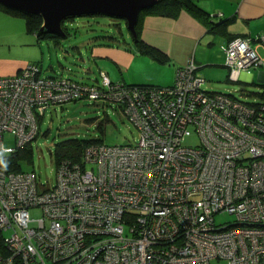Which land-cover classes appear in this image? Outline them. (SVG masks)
Returning a JSON list of instances; mask_svg holds the SVG:
<instances>
[{
  "label": "built area",
  "instance_id": "obj_1",
  "mask_svg": "<svg viewBox=\"0 0 264 264\" xmlns=\"http://www.w3.org/2000/svg\"><path fill=\"white\" fill-rule=\"evenodd\" d=\"M252 41L221 46L231 82L264 66ZM197 68L189 57L165 88L103 70L90 86L46 80L32 64L0 76V155L31 144L45 111L68 102L115 106L138 132L55 165L53 185L0 169V264H264V102L206 92ZM220 213L235 219L217 225Z\"/></svg>",
  "mask_w": 264,
  "mask_h": 264
},
{
  "label": "crops",
  "instance_id": "obj_2",
  "mask_svg": "<svg viewBox=\"0 0 264 264\" xmlns=\"http://www.w3.org/2000/svg\"><path fill=\"white\" fill-rule=\"evenodd\" d=\"M192 1L208 16L213 15L209 20L210 23L222 24L225 33L208 30L204 24L185 11H180L176 18L143 13L138 20L140 38L159 51L163 55L162 59L138 53L135 47L127 42L124 46L108 44V42H88L85 46L86 54L89 56L88 61L96 66V71L98 69L105 71L114 82L168 87L174 83L176 69L189 57L194 59L198 72L208 71L209 68L226 69L224 59L219 60L220 56L214 48L218 44L221 50V46L233 38H253L251 45L264 60V55L258 53L259 48L264 51V44L256 39L264 36V0ZM0 18L5 23L4 26H8L10 23L5 20H12L13 17L0 11ZM16 35L21 36L19 43L12 38ZM33 37L26 34L23 27L19 32L0 41V76L14 75L34 62L30 58L34 46ZM67 40L59 43L60 46L49 45L54 49L64 48V42ZM49 45L47 43V48L50 47ZM70 48L81 57L78 46L70 45ZM57 65L59 69H63L60 62ZM226 71L228 72L227 69ZM263 78L264 73L259 72L258 79L263 80ZM239 79L248 81L250 77L242 73ZM97 80L98 77L93 83H97Z\"/></svg>",
  "mask_w": 264,
  "mask_h": 264
},
{
  "label": "rangeland",
  "instance_id": "obj_3",
  "mask_svg": "<svg viewBox=\"0 0 264 264\" xmlns=\"http://www.w3.org/2000/svg\"><path fill=\"white\" fill-rule=\"evenodd\" d=\"M2 21L0 18V41L24 27V21L21 18L15 20L13 17L12 20H5L10 23L8 26H4L5 23ZM64 23L72 36L64 42V48L54 49L51 45L47 48L46 42L41 41L37 44L33 37L34 46L31 49L30 58L41 65L44 74H52L50 66L58 69V61L68 67L67 75L74 81L91 84L98 74L96 66L88 61L86 43L107 33L116 34L118 28L126 42H131L125 22L120 19L104 15H89L70 18ZM12 38L19 43L21 36L16 35ZM70 45L80 48L81 57L72 52ZM214 51L219 54V60L223 61L224 56L218 44ZM258 53L264 55L263 49L259 48ZM211 69L198 72V75L205 80L203 90L229 94L247 103L264 101V78L263 81L258 79L259 72L264 73V67L252 70V76L248 81L239 79L237 82L227 80L225 68ZM87 70L89 72H86ZM99 124L101 130L98 128ZM137 137L138 132L133 123L117 107H96L88 101L69 102L51 107L44 114L37 138L30 144V154L28 159L23 161L25 163H23V166L25 165L23 171L34 172L40 183L53 185L55 182L54 149L60 142L67 139L100 140L105 145L116 146L133 143ZM5 144L14 145L13 137L5 135ZM36 215V212H31V216ZM234 219V216L229 213L214 215L217 225L232 223Z\"/></svg>",
  "mask_w": 264,
  "mask_h": 264
},
{
  "label": "trees",
  "instance_id": "obj_4",
  "mask_svg": "<svg viewBox=\"0 0 264 264\" xmlns=\"http://www.w3.org/2000/svg\"><path fill=\"white\" fill-rule=\"evenodd\" d=\"M0 11L7 14L8 16L23 19L26 34L33 35L35 37L37 44H40L41 41H44V42L48 43V45L52 44L54 46L55 45L60 46L59 43H61L63 40H66V39H69L72 37L71 31L68 29V27H66V25L64 23L66 20L62 24V29L64 31V36H62V35L49 33L45 30H40L42 23H43V20H42V17L39 15L26 14V13H23V12L18 11V10L9 9V8L1 5V4H0ZM180 11H185V12L189 13L196 20H198L202 24H204L208 28V30H210V31H213V32L218 31V32L223 33V34L225 33L224 26L222 24H213L212 25L209 20L213 17V15L208 16L192 0H158V2L156 4H154L153 6L141 11L139 13L138 20L140 18V15L143 13H150V14H156V15L170 17V18H176ZM129 36H130V40H131L129 45H133L135 47V49L138 51V53L147 54V55H150L151 57L156 58V59H162L163 58V55L159 51H157L156 49L147 45L144 41L141 40L139 29H138V21H137V24L135 26V36H132L130 33H129ZM237 38H250L253 40V38H251V37H237ZM233 39H236V38H233ZM233 39L228 40V42L232 41ZM257 41H258V39H257ZM88 42H91V43L92 42H108V44L112 43L115 45H123V46L126 45V40L123 38L122 34L120 33V28L117 29L116 34L115 33H107V34H104L102 36H98L94 40H91ZM261 44H264V42H261ZM57 63H58V61H57ZM30 64L37 67L38 71H37L36 76L38 78H43L46 80H54V81L67 80V81H70L72 83H75V84L81 85V86H90V85L96 84V83H93V81H92L93 84H83V83H79V82L74 81L70 76L67 75V73H69L68 67L62 63L61 64L63 65V69L62 68L59 69L58 67H57L58 69H55L54 66H50V70L52 71V74H49V75L43 73V71L41 69V65L38 64L37 62H32ZM181 66H179V67H181ZM100 71H101V69H98V71H97V74H98L97 83L100 82V80H99ZM86 72H89V70H87ZM196 74L198 75V68L196 70ZM228 74L229 73L227 72V80H229ZM111 82L112 83H118V84H121V85H124L127 87H129V86H133V87H156L154 85L126 84L124 82H114V81H111ZM204 83H205V80H204ZM171 86H168V87H171ZM160 88H165V87H160ZM209 93H218V92H209ZM227 95H229V94H227ZM230 96H232V95H230ZM81 101H87V100H81ZM241 102L248 104V105H254L256 103H262L264 101L252 102V103H247L245 101H241ZM90 103L96 105V103H93V102H90ZM60 105H63V104H60ZM56 106H58V105H56ZM107 106H111V105H107ZM52 107H55V106H52ZM113 107H115V106H113ZM43 117H44V115L39 120L40 124H41ZM98 128L101 130L100 124L98 125ZM38 134H39V132H38ZM37 136H36V138H37ZM93 143L98 144L101 142H100V140H79V139H67V140L60 142L59 144H57L55 146V149H54L55 165L59 164L62 161L80 162V159L83 155L84 149L89 144H93ZM29 148H30V144L26 145L23 149L18 150L17 152H15L12 155H9V156L0 155V161H4V160L7 161V168L3 167V165L0 164V169L5 170V171H14V172L21 171L23 169V166H21V164L19 162L20 161L22 162V161H25L26 159H28L29 154H30Z\"/></svg>",
  "mask_w": 264,
  "mask_h": 264
},
{
  "label": "water",
  "instance_id": "obj_5",
  "mask_svg": "<svg viewBox=\"0 0 264 264\" xmlns=\"http://www.w3.org/2000/svg\"><path fill=\"white\" fill-rule=\"evenodd\" d=\"M158 0H0V4L26 14L39 15L40 30L64 36L62 24L74 17L104 15L125 22L128 32L135 36L139 13ZM263 81V80H262Z\"/></svg>",
  "mask_w": 264,
  "mask_h": 264
},
{
  "label": "clouds",
  "instance_id": "obj_6",
  "mask_svg": "<svg viewBox=\"0 0 264 264\" xmlns=\"http://www.w3.org/2000/svg\"><path fill=\"white\" fill-rule=\"evenodd\" d=\"M0 164H2L3 167L7 168V161L6 160L0 161Z\"/></svg>",
  "mask_w": 264,
  "mask_h": 264
}]
</instances>
